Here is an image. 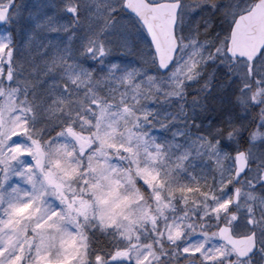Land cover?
<instances>
[{
  "label": "snow or ice",
  "instance_id": "1",
  "mask_svg": "<svg viewBox=\"0 0 264 264\" xmlns=\"http://www.w3.org/2000/svg\"><path fill=\"white\" fill-rule=\"evenodd\" d=\"M0 264H264V0H0Z\"/></svg>",
  "mask_w": 264,
  "mask_h": 264
}]
</instances>
